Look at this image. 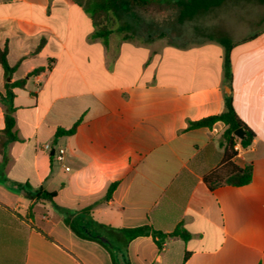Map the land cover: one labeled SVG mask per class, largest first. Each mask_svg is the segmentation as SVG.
I'll return each mask as SVG.
<instances>
[{"label":"crops","instance_id":"1","mask_svg":"<svg viewBox=\"0 0 264 264\" xmlns=\"http://www.w3.org/2000/svg\"><path fill=\"white\" fill-rule=\"evenodd\" d=\"M86 6L0 0V51L14 67L7 76L0 62V92L45 68L13 90L22 141L9 144L0 167V264H114L109 248L118 264H264V14L230 16L208 40L164 43L137 38L126 21L120 36L92 38ZM248 23L252 32L236 34ZM220 36L237 43L231 84ZM228 95L255 134L245 148L236 140L234 156L223 122L189 127L223 113ZM5 109L0 101V131ZM75 124L73 135L55 137ZM59 148L66 168L54 157ZM249 165L251 181L232 184L233 169ZM17 183L57 196L35 202ZM91 205L101 224L165 235L182 227L191 237L166 236L161 247L152 234L127 242L78 215ZM73 213L109 248L78 237L64 221Z\"/></svg>","mask_w":264,"mask_h":264},{"label":"trees","instance_id":"2","mask_svg":"<svg viewBox=\"0 0 264 264\" xmlns=\"http://www.w3.org/2000/svg\"><path fill=\"white\" fill-rule=\"evenodd\" d=\"M173 0H87V6L85 7V11L90 15L93 19L94 24L96 26L95 31L91 35L92 38H101L106 40L110 34L113 33L112 29L100 27L97 19H100L102 14L109 13H117V12H125L131 13L134 8L144 7L146 5H150L152 3H167L172 2ZM225 0H175L176 5L180 9V16L185 18H191L197 13L206 12L213 8L220 6L224 3ZM260 2H264V0H259ZM118 32L123 31L122 28L117 29ZM126 38H133V36H126ZM255 36H252L248 39L241 41V43L252 40ZM217 41L224 47L225 56H224V76L225 81L228 84H231L233 79L232 73V61L231 55L233 49L237 46V43L233 42L227 36H220L217 38ZM0 62L4 67L6 75L9 76L14 71V67H10L7 60V49L0 51ZM44 67H39L34 69L32 72L28 74L26 78L15 81L14 83H6L5 93L0 92V101L5 105V126L0 131V167L4 169V167L8 164L9 158L7 155V148L9 144L13 142L22 141L18 137V133L16 131V119L14 113L16 111V107L14 105V88H24L27 82V78L33 75H37L40 72L44 71ZM216 122H223L225 124L224 137L227 141V149L230 150V155L234 156L236 152L234 151V146L236 145V140L240 143L242 147H248L251 145L254 139V132L240 119L238 116L236 109L234 107L233 98L231 95L226 97V110L218 115H212L206 118H203L198 121L190 122V128H198V127H206L211 126ZM239 128L244 129L245 136L243 139H239L235 135V131ZM77 124H75L70 129L59 128L55 134V137H61L64 135H73L76 132ZM252 167L246 166L244 168H234L233 169V178L231 181L232 184L240 186L247 184L252 179ZM18 190L26 191L29 197L35 202L41 201H50L54 203V199L57 196L56 191H47L44 187H39L34 189L29 183H17L16 184ZM116 187V184L110 185L107 192V198L111 195L112 191ZM93 206H88L78 212L82 216V219L86 217L91 218L94 225L97 226L98 229L102 231L115 233L117 235L122 236L125 241H130L140 236H148L152 234L153 238L156 240L159 247L162 246L161 239L166 236H178L183 240L187 241L190 239L191 234L185 228H178L176 231L169 235H165L163 233H159L156 231H152L149 226H140L135 228H114L109 225L101 224L96 221H93L91 212ZM33 209V204L30 206V210ZM76 214H70L65 218V223L69 226L72 231L80 238L95 240L100 242L101 244H107L103 242L102 237L103 234L100 232H92L86 224H80L77 221ZM109 248V247H108ZM112 253V258L114 264H118L115 256L113 254V249L109 248ZM187 259V255L185 256V260Z\"/></svg>","mask_w":264,"mask_h":264},{"label":"rangeland","instance_id":"3","mask_svg":"<svg viewBox=\"0 0 264 264\" xmlns=\"http://www.w3.org/2000/svg\"><path fill=\"white\" fill-rule=\"evenodd\" d=\"M264 14V3L258 0H233L227 1L223 7L213 8L206 12L195 14L191 18L180 21V9L176 3H152L144 7H137L131 13L117 12L102 14L98 23L100 27L112 29L117 32L119 25L126 22L133 23L132 33L137 38L146 39L149 36L160 39L164 43L167 39L170 42H189L194 40L207 39L210 35H220L227 30L229 25L223 23L230 16L248 15L249 17L261 16ZM137 21L135 23V19ZM232 24V23H231ZM228 26V27H227ZM247 29L236 31V34H247L252 32L253 24H246ZM227 28V29H226Z\"/></svg>","mask_w":264,"mask_h":264},{"label":"built area","instance_id":"4","mask_svg":"<svg viewBox=\"0 0 264 264\" xmlns=\"http://www.w3.org/2000/svg\"><path fill=\"white\" fill-rule=\"evenodd\" d=\"M45 148H46V149H50V144L45 145ZM65 154H66V151H65V149H63V148H59V149L57 150V152L54 154L55 159H56L58 162L62 163V165H63L64 168H66V165H65V163H64V160H65Z\"/></svg>","mask_w":264,"mask_h":264},{"label":"water","instance_id":"5","mask_svg":"<svg viewBox=\"0 0 264 264\" xmlns=\"http://www.w3.org/2000/svg\"><path fill=\"white\" fill-rule=\"evenodd\" d=\"M235 135H236L239 139H243L244 136H245V131H244V129H242V128L237 129V130L235 131ZM52 154H54V153H52ZM102 240H103V241H107V240L104 239V238H102Z\"/></svg>","mask_w":264,"mask_h":264}]
</instances>
